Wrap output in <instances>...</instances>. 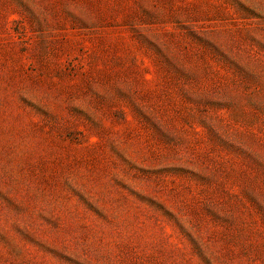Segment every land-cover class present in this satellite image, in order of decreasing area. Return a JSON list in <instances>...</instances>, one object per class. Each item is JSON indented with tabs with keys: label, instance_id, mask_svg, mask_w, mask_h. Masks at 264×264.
<instances>
[{
	"label": "rangeland",
	"instance_id": "obj_1",
	"mask_svg": "<svg viewBox=\"0 0 264 264\" xmlns=\"http://www.w3.org/2000/svg\"><path fill=\"white\" fill-rule=\"evenodd\" d=\"M0 264H264V0H0Z\"/></svg>",
	"mask_w": 264,
	"mask_h": 264
}]
</instances>
